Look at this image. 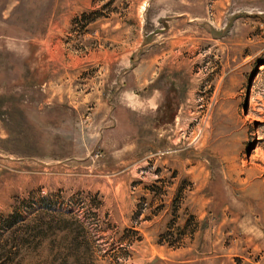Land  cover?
<instances>
[{
	"label": "rangeland",
	"instance_id": "rangeland-1",
	"mask_svg": "<svg viewBox=\"0 0 264 264\" xmlns=\"http://www.w3.org/2000/svg\"><path fill=\"white\" fill-rule=\"evenodd\" d=\"M0 12V264H264V0Z\"/></svg>",
	"mask_w": 264,
	"mask_h": 264
},
{
	"label": "crops",
	"instance_id": "crops-1",
	"mask_svg": "<svg viewBox=\"0 0 264 264\" xmlns=\"http://www.w3.org/2000/svg\"><path fill=\"white\" fill-rule=\"evenodd\" d=\"M5 19L0 12V42H28L25 34H22L20 29V19L17 14L10 16V27L5 24ZM16 28V29H14Z\"/></svg>",
	"mask_w": 264,
	"mask_h": 264
}]
</instances>
